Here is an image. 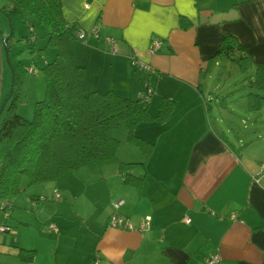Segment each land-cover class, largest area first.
<instances>
[{"label":"crops","instance_id":"1","mask_svg":"<svg viewBox=\"0 0 264 264\" xmlns=\"http://www.w3.org/2000/svg\"><path fill=\"white\" fill-rule=\"evenodd\" d=\"M60 4L67 23L97 31L72 43L74 63L85 68V93L136 99L149 88L152 116L163 98L173 106L165 119L134 127L135 136L153 145L147 154L127 142L123 125L124 132L113 131L115 159L92 164L87 183L66 189L62 217L19 223L32 239H20L22 227L6 223L16 236L8 246L14 251L0 243V264H205L214 254L219 264H264V105L250 111L246 99L249 93L264 96L249 85L264 65V0ZM225 35L239 48L232 58L216 56ZM154 39L160 47L151 52ZM136 60L149 70L136 67ZM240 70L247 74L242 86L251 91L233 109L225 101ZM127 175L132 183L123 182ZM114 202L121 203L117 213L131 230L109 225ZM144 217L149 226L140 232ZM19 248L33 251V260H20Z\"/></svg>","mask_w":264,"mask_h":264},{"label":"trees","instance_id":"2","mask_svg":"<svg viewBox=\"0 0 264 264\" xmlns=\"http://www.w3.org/2000/svg\"><path fill=\"white\" fill-rule=\"evenodd\" d=\"M2 11L9 19L16 15L27 22L33 41L34 27H42L46 46L54 51L53 58L41 67L45 93L34 103L32 117L25 119L17 113L19 91L15 78L0 113V228H7V233L11 227L4 220L10 217L23 177L28 185L39 184L85 165L114 160L119 141L112 131L120 125L127 131V142L147 154L153 145L135 136L134 127L165 119L173 102L163 98L157 114L152 116L148 100L123 98L112 91L85 93V68L74 63L70 47L81 30L63 19L60 0H10L8 12ZM234 43L232 36H223L216 56L232 58L239 50ZM5 45L8 47V40ZM249 85L264 91V65L256 67ZM246 99L250 111L264 105V96L256 92ZM133 181L130 175L123 179L126 184ZM32 201L36 203L38 198ZM17 257L31 262L34 252L19 248Z\"/></svg>","mask_w":264,"mask_h":264},{"label":"rangeland","instance_id":"3","mask_svg":"<svg viewBox=\"0 0 264 264\" xmlns=\"http://www.w3.org/2000/svg\"><path fill=\"white\" fill-rule=\"evenodd\" d=\"M9 1L0 0V113L10 92L12 81L15 78V88L19 91L17 113L25 119H30L33 115L34 103L42 99L45 93L44 76L41 67L45 62L53 58L54 51L52 47L46 46L42 27H34L35 39L33 41V36L30 37L31 33L27 27V22L16 15H11L10 19L5 15L2 10L8 12ZM4 39H8V47L4 46ZM74 42L76 43V41L71 42V50ZM28 68L32 69V73L27 71ZM237 68L238 64H235L234 73L237 72ZM246 75L245 71L241 72V70L238 74L233 75L234 85L230 84L229 89H231V92L227 93L228 98L225 101V104L230 108L236 109L238 108L236 106H241L245 102V94L247 91H251L245 86V82L244 86H242L241 79L246 78ZM205 97L208 98V95L205 94ZM222 99L218 98L219 101ZM209 104L212 114L217 115L214 110V101H210ZM226 115L227 113L224 112L223 116ZM260 117L261 121L264 122L262 114ZM234 122L240 125L238 120ZM263 127L264 123L260 127V132H262ZM118 130L119 132H124L123 126L121 125L113 131L117 132ZM94 168L93 165H85L66 172L54 181H45L33 185H28L27 179L23 177L19 184L21 192L13 200L12 217H6L4 222L16 227H22L19 223L25 221L35 226L36 223L41 225L43 219H50L56 216L62 217L67 212V208L64 205L66 202V189L77 187L79 182L81 184L87 183L88 175L93 172ZM55 191L60 195L58 201H55L52 197ZM33 197L38 198L36 203L32 201ZM20 235V239L33 238L31 231H26L23 227L20 229ZM15 237L10 233L0 232V243L7 245L4 247L5 251H14L12 247L8 246L14 242Z\"/></svg>","mask_w":264,"mask_h":264},{"label":"built area","instance_id":"4","mask_svg":"<svg viewBox=\"0 0 264 264\" xmlns=\"http://www.w3.org/2000/svg\"><path fill=\"white\" fill-rule=\"evenodd\" d=\"M89 35L97 36L96 29L94 28L89 33H85L83 31H79L77 33V38H78L79 41H82ZM105 44L113 46V40H106ZM159 47H160V42L159 41H157L155 39L151 41V45H150L151 52L157 51L159 49ZM112 51L113 52L115 51L114 48H112ZM134 64L140 70H149V67L147 65L143 64L140 61L136 60L134 62ZM27 71L29 73H32V69L31 68H28ZM150 93H151V90L149 88H147L145 90V93L142 94V95H139L138 98H141L143 101H147L148 98H149ZM261 172H262V170H261ZM261 172H259L258 174L260 175ZM52 197H53L54 200H57L59 198V193L57 191H55L53 193ZM120 205H121L120 202H114V203L111 204V212H110V214L108 216L109 225L111 227H113V228H121V229H124V230H131L132 229L131 224L125 218L121 217L117 213L118 208H119ZM149 221H150L149 217H144L141 220V222L139 223V225L137 227V230L140 231V232L145 231L148 228V226H149ZM186 221H188V220H186ZM51 229L54 230L53 227H51ZM0 230H1V232H6L8 229L5 228V227H1ZM219 262H220V257L217 254L209 256L208 258L205 259V264H219ZM92 264H98V261L97 260H93Z\"/></svg>","mask_w":264,"mask_h":264},{"label":"water","instance_id":"5","mask_svg":"<svg viewBox=\"0 0 264 264\" xmlns=\"http://www.w3.org/2000/svg\"><path fill=\"white\" fill-rule=\"evenodd\" d=\"M11 90H12V85H11V88H10V92H11ZM10 92H9V94H10ZM8 94V95H9ZM7 99V98H6ZM6 101V100H5ZM4 104H5V102H4ZM4 104H3V106H4ZM3 106H2V108H3Z\"/></svg>","mask_w":264,"mask_h":264}]
</instances>
